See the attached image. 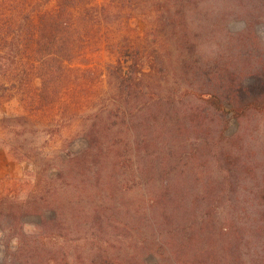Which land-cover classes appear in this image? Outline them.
<instances>
[{
	"label": "trees",
	"instance_id": "16d2710c",
	"mask_svg": "<svg viewBox=\"0 0 264 264\" xmlns=\"http://www.w3.org/2000/svg\"><path fill=\"white\" fill-rule=\"evenodd\" d=\"M19 1L0 28L19 60L32 46L61 48L73 24L89 38L94 9L100 24L105 14L143 28L139 42L129 37L127 64L118 59L126 68L118 98L92 115L79 148L62 156L27 199L0 198V264H211L203 234L216 243L230 232L217 230L215 216L190 212L186 135L192 111L202 113L185 103L190 83H251L264 72V57L252 60L264 0H47L54 8L32 14L27 0ZM235 21L243 24L238 31ZM72 57L69 50L64 60ZM219 96L215 90L210 106L239 112L230 95Z\"/></svg>",
	"mask_w": 264,
	"mask_h": 264
},
{
	"label": "rangeland",
	"instance_id": "374dc122",
	"mask_svg": "<svg viewBox=\"0 0 264 264\" xmlns=\"http://www.w3.org/2000/svg\"><path fill=\"white\" fill-rule=\"evenodd\" d=\"M19 4V0H0V28L6 26L7 15L17 14ZM54 5L55 1L27 0L25 11L32 14ZM91 13L94 30L89 38H80L73 24L64 31L61 48L48 45L37 50L32 46L21 60L17 47L0 40V198L24 200L38 191L61 157L79 148L92 115L102 107L111 108L118 98L117 83L126 70L119 69L118 59L127 64L124 55L129 53V37L139 42L143 27L136 19L127 22L105 14L100 24L96 10ZM242 26L241 21L232 23L235 31ZM254 43L261 49L253 61L264 57V25L259 26ZM69 50L73 57L65 61ZM263 76L260 70L251 83L189 86L185 104L202 113L199 117L192 111L186 135L190 212L193 215L194 209H200L207 219L213 215L217 230L222 226L223 232H230L217 236L216 243L206 236L208 233L203 234L201 248L211 264H264ZM231 85H239L234 94L228 92ZM215 90L220 98L230 95L239 112L230 106L224 110L210 106ZM174 178L178 181L181 177L175 173ZM33 223L28 217L25 227L31 228ZM2 227L0 260L4 256ZM213 244L216 251L210 256Z\"/></svg>",
	"mask_w": 264,
	"mask_h": 264
}]
</instances>
